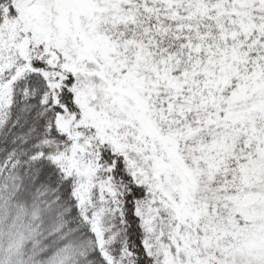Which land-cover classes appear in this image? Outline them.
<instances>
[{"label": "snow or ice", "instance_id": "snow-or-ice-1", "mask_svg": "<svg viewBox=\"0 0 264 264\" xmlns=\"http://www.w3.org/2000/svg\"><path fill=\"white\" fill-rule=\"evenodd\" d=\"M0 264H264V0H0Z\"/></svg>", "mask_w": 264, "mask_h": 264}]
</instances>
